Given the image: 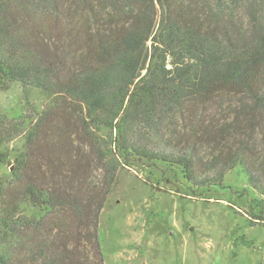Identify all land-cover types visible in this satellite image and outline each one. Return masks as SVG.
<instances>
[{
    "label": "trees",
    "instance_id": "16d2710c",
    "mask_svg": "<svg viewBox=\"0 0 264 264\" xmlns=\"http://www.w3.org/2000/svg\"><path fill=\"white\" fill-rule=\"evenodd\" d=\"M15 82L46 104L0 117V145L24 138L0 181V264H104L124 166L200 188L239 171L264 221V0H0V89Z\"/></svg>",
    "mask_w": 264,
    "mask_h": 264
},
{
    "label": "rangeland",
    "instance_id": "374dc122",
    "mask_svg": "<svg viewBox=\"0 0 264 264\" xmlns=\"http://www.w3.org/2000/svg\"><path fill=\"white\" fill-rule=\"evenodd\" d=\"M45 104L36 88L0 89L1 118L28 125ZM23 145L22 137L0 145V181ZM218 183L197 187L161 163L122 167L100 216L104 264H264V221L251 210L257 196L239 171Z\"/></svg>",
    "mask_w": 264,
    "mask_h": 264
},
{
    "label": "water",
    "instance_id": "95a60500",
    "mask_svg": "<svg viewBox=\"0 0 264 264\" xmlns=\"http://www.w3.org/2000/svg\"><path fill=\"white\" fill-rule=\"evenodd\" d=\"M146 73V72H145Z\"/></svg>",
    "mask_w": 264,
    "mask_h": 264
}]
</instances>
